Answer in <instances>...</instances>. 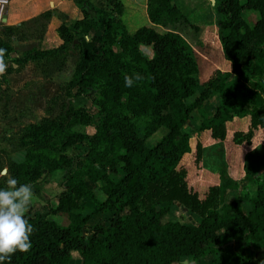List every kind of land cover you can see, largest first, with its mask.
Listing matches in <instances>:
<instances>
[{
  "label": "trees",
  "instance_id": "obj_1",
  "mask_svg": "<svg viewBox=\"0 0 264 264\" xmlns=\"http://www.w3.org/2000/svg\"><path fill=\"white\" fill-rule=\"evenodd\" d=\"M102 1L107 9L99 11L98 21L88 23L82 11L72 28L58 25V46L20 58H43L65 50L76 36H87L57 112L46 108L38 123L21 127L16 140L6 138L9 145L15 140L9 149L0 150L7 170L0 188L8 176L28 185L44 171L64 176L53 204L26 212L34 229L32 248L15 253L10 264H180L182 258L205 254L211 257L203 264H264V179H255L249 162L254 153L264 155V148L244 156L241 179L252 187L251 196L238 193V183L222 176L199 200L187 189L184 170L176 168L193 151L183 130L192 117L214 140L224 138L226 121L249 117L248 130L233 133L234 143H248L252 129L264 124V0L217 1V38L231 76L209 78L198 92L189 43L178 32L152 28L187 22L175 0H145L148 25L132 34L120 21V1ZM245 10L256 14L252 25L243 17ZM0 48L6 50L5 60L11 51L8 37L0 36ZM132 73L143 80L125 87L124 76ZM88 88L94 96H86ZM77 96L89 105L74 107ZM204 102L212 105L209 116ZM91 107L97 108L93 117ZM79 125L91 131L74 128ZM156 132L159 137L150 142ZM194 149L199 160L200 146ZM18 150L23 151L20 161L7 156ZM229 192H234L232 199ZM173 201L197 214L196 224L162 221ZM98 212L104 221L83 234L87 220ZM56 213L65 215L64 224L51 217Z\"/></svg>",
  "mask_w": 264,
  "mask_h": 264
},
{
  "label": "rangeland",
  "instance_id": "obj_2",
  "mask_svg": "<svg viewBox=\"0 0 264 264\" xmlns=\"http://www.w3.org/2000/svg\"><path fill=\"white\" fill-rule=\"evenodd\" d=\"M119 1L122 6L119 17L120 21L126 32L132 34L138 27L146 23L144 0ZM217 1L218 0H215V6ZM10 3L11 5L20 4L17 0H8V5ZM33 4L39 6L38 13L30 18L22 20L17 27L15 25L11 27L3 25L0 27V36L4 38L8 37L10 40L16 37H29L34 44H37L41 41L42 37L49 34L52 29L56 31L60 24H65L69 28H72L74 20L82 18V11L86 12V21L91 24L100 19L101 14L99 11L107 9L102 0H23L24 9H27L28 6ZM175 4L185 16L188 23L179 22L166 27L152 26V28L160 33L167 30L178 32L189 43L197 66L199 88L196 92L201 89V85L209 78L224 76L226 74L231 76L229 63L222 56L217 38V27L215 23L217 15L215 13V6H212L209 0H175ZM129 8H132V10L136 9L138 14H134ZM243 17L249 25H252L256 14L255 12L245 10ZM130 19H132L131 22ZM133 22L135 23L132 24ZM82 39H87V36L74 37L65 50L45 56L43 60L36 57L32 60L34 62L36 60V67L41 69L45 75L54 76V82L57 85V95L46 101L45 109H50L49 113L55 114L59 108V100L63 98L67 81L72 76ZM34 48L35 45L32 48L35 55L39 50L34 51ZM262 48L264 49V42L262 43ZM141 49L145 54L150 55L148 48L142 47ZM26 56L30 55H25L23 57ZM2 83L3 82L0 81V89ZM94 94L95 90L93 88H88L86 90L87 97H92ZM0 95L1 101L3 102L4 95L8 96V93L3 92L0 93ZM191 98L192 97L189 99L191 100ZM53 99H56V101L52 102ZM8 101L10 105L11 102L10 100ZM83 102L84 105H89L88 101H84L82 96L73 97L72 99L74 107L81 105ZM212 102L213 101H211V103ZM211 103L204 102L203 104V110L207 116L212 113ZM9 108L11 109L12 107L9 106ZM10 109H8V111ZM96 110V107L89 108L92 117L97 112ZM43 114H45V110ZM224 127V138L221 140H214L209 136L207 131L197 128L196 122L193 121V117L183 124V130L189 136L193 151L184 155L176 168L184 170L183 179L185 185L190 192L196 194L199 200L205 197L209 187L218 185L222 176L235 180L238 183V193H246L249 196L252 195V193H250L252 187L241 179L242 164L247 151L255 150L256 148L257 151H260V149L264 148L263 144L257 146V144H259L258 142L261 143L264 140V124L261 126L258 125L252 129V136L248 143H234L232 135L234 132H246L248 130L249 117H234L226 121ZM74 128L77 130L91 131V128L87 126L83 127L79 125L74 126ZM20 129L21 128H17L15 131H12L9 136L10 139L17 138L21 134ZM159 135V132L154 133L151 135L149 141L153 142ZM6 138L7 137H5L4 140H0L1 150H8L10 145L16 140L12 141L9 145V141ZM196 145L200 146L199 160H196L194 157V148ZM83 149V147L78 146L77 150L81 152ZM67 152L71 153L70 149L67 150ZM249 162L255 168V179H264V155H256V153H254ZM80 163L81 161L78 165H80ZM5 165L6 155L3 153L0 154V173L5 169ZM220 170H223V173ZM63 178L64 176L61 171H55L53 173L44 171L37 181L29 184L33 191V199L29 209H31L32 206L33 208L41 210L42 206L47 207L49 203L53 204L55 195L61 190ZM94 192L96 196L101 197L98 190ZM233 195L234 192H229L227 198L232 199ZM244 208L247 209L246 203H244ZM51 217L57 223L64 224L66 222L64 214H51ZM161 220H177L182 223L193 225L199 220V216L187 209L180 202L173 201L170 207V214L163 216ZM103 221L104 216L100 212L93 214L85 223L83 234H89L94 223ZM73 256H75V254H73ZM210 257L209 254H205L197 259H186L195 261V264H203L210 259ZM70 264H73V260ZM242 264L252 263L244 261Z\"/></svg>",
  "mask_w": 264,
  "mask_h": 264
},
{
  "label": "crops",
  "instance_id": "obj_3",
  "mask_svg": "<svg viewBox=\"0 0 264 264\" xmlns=\"http://www.w3.org/2000/svg\"><path fill=\"white\" fill-rule=\"evenodd\" d=\"M17 2H20V4L11 5L10 3L7 6L3 25L7 27L15 25L17 27L22 20L30 18L39 12L38 5L33 4L24 9L23 0H17ZM145 18V25H148L146 14ZM60 43L61 40L57 36L55 29L44 35L37 44H34L29 37H16L10 40L11 51L5 59L7 69L3 75H0V81L3 82L0 93H8V96L4 95L3 102L0 95V140L9 137L11 132L17 128L24 127L30 123H38L45 116L43 112L46 101L57 95L58 91L54 76L45 75L41 69L37 68L35 65L36 60L34 62L32 61L33 58L30 57L20 61V58L25 55H34L32 49L34 45V51H44L55 48ZM39 59L43 60L44 58ZM8 100L11 102L10 105ZM9 106L12 108L10 109ZM8 109L10 110L8 111ZM258 143L257 146H261L262 142ZM8 156L11 160L20 161L23 151H12L8 153Z\"/></svg>",
  "mask_w": 264,
  "mask_h": 264
},
{
  "label": "clouds",
  "instance_id": "obj_4",
  "mask_svg": "<svg viewBox=\"0 0 264 264\" xmlns=\"http://www.w3.org/2000/svg\"><path fill=\"white\" fill-rule=\"evenodd\" d=\"M215 6V0H209ZM6 50L0 48V75L7 69L4 57ZM143 80L140 73L125 74V87H133ZM7 174L0 173V177ZM6 187L0 188V264H10L12 256L17 253H27L32 248L31 235L33 226L25 218V214L33 199L32 187L28 184H20L14 177L8 176ZM180 264H195L182 258Z\"/></svg>",
  "mask_w": 264,
  "mask_h": 264
},
{
  "label": "built area",
  "instance_id": "obj_5",
  "mask_svg": "<svg viewBox=\"0 0 264 264\" xmlns=\"http://www.w3.org/2000/svg\"><path fill=\"white\" fill-rule=\"evenodd\" d=\"M7 6L8 0H0V27L4 24L3 18L5 17Z\"/></svg>",
  "mask_w": 264,
  "mask_h": 264
},
{
  "label": "water",
  "instance_id": "obj_6",
  "mask_svg": "<svg viewBox=\"0 0 264 264\" xmlns=\"http://www.w3.org/2000/svg\"><path fill=\"white\" fill-rule=\"evenodd\" d=\"M4 18H5V17H4ZM4 18H3V21H4ZM4 172H5V169L2 170V173H4Z\"/></svg>",
  "mask_w": 264,
  "mask_h": 264
}]
</instances>
